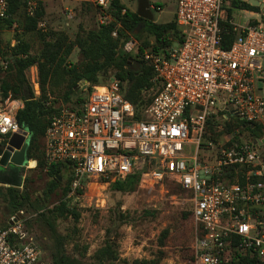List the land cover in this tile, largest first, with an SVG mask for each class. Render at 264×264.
Here are the masks:
<instances>
[{
	"label": "built area",
	"instance_id": "obj_1",
	"mask_svg": "<svg viewBox=\"0 0 264 264\" xmlns=\"http://www.w3.org/2000/svg\"><path fill=\"white\" fill-rule=\"evenodd\" d=\"M90 1L99 9V23L111 19L106 13L111 0ZM231 1L176 0L174 21L181 42L144 51L158 85L138 116L114 74L106 83L81 80V100L75 109L61 107L44 136L45 170L65 163L71 194L91 177L122 180L152 160L144 181L171 179L190 193L194 264H220L228 255L264 262V185L258 180L264 175V17L241 25L230 19L236 36L224 48L222 22ZM7 5L8 0H0V18ZM37 6L36 0H25L27 15ZM74 15L73 9L65 12L67 20ZM121 47L131 53L137 41L128 37ZM21 107L18 98L0 97L4 149L14 134L23 137L22 143L30 136L16 120ZM214 117L217 130L225 122L236 121L243 128L256 123L263 135L237 139L239 129H232L208 140V122ZM34 161L31 168L37 166ZM26 219L18 210L0 228V264H41V250L25 227Z\"/></svg>",
	"mask_w": 264,
	"mask_h": 264
},
{
	"label": "trees",
	"instance_id": "obj_2",
	"mask_svg": "<svg viewBox=\"0 0 264 264\" xmlns=\"http://www.w3.org/2000/svg\"><path fill=\"white\" fill-rule=\"evenodd\" d=\"M36 1L37 9L32 16H29L25 12V0H8L6 16L0 18V29L2 27L11 28L14 24L21 29L19 33H15L13 45H10V41L4 43L0 38V62L7 61L5 67L0 65V97L4 99L10 95L22 101V107L16 112V120L19 126L27 129L30 134L28 159H36L37 167L43 170L46 168L44 159L45 132L50 118L60 109V106L55 105L56 99L48 101L47 92L55 97H60L70 109H75V104L81 100L80 97L75 96L78 81L85 80L90 84H98L105 82L114 74L119 80L120 91L133 104L138 116L150 103L152 95H147L146 92L154 86L153 67L142 58L143 50L149 43H142L138 47L137 53L132 55L121 49L123 42L129 35L138 37L134 31L140 26L142 30L155 37V43L151 45L152 51L170 47L174 41L169 39V35L174 36L176 43L179 44L181 35L174 18L173 21L166 23H156L138 16L136 11L126 9L120 0H111L106 10L111 19L92 28H81L70 40L62 31L47 30L45 32L38 27V23L44 15V0ZM160 6L158 3L153 4L154 8ZM231 8L257 10L256 6L240 0H232ZM231 8L227 9L226 20L222 22L224 37L222 46L224 48H227L236 36L229 22ZM123 9L124 12H122ZM115 28L117 35L112 36V31ZM27 35H34L39 39L40 48L37 51H32L33 45L30 39L26 38ZM75 47L78 48V60L75 63H67V58ZM31 66H36L38 70L40 87L38 96L34 95L26 74ZM216 124H218L216 117L208 122V131L210 128L212 135L224 134L232 129H239L237 139H240V136L245 132L248 139L260 138L263 135L262 126L256 123L243 128L242 123L225 122L222 130H217ZM152 167V160H148L143 167L135 168L126 178L111 180L110 187L120 192H133L147 178L146 174ZM47 168L44 172L51 177L47 193H51L58 186L59 177L64 173L66 164L58 163ZM66 172L68 174L66 183L61 188L62 199L58 205L47 211L46 222L50 225V219L58 218L64 213L71 215L75 221L79 217L65 198L71 188V177L69 172ZM258 180L264 185V175ZM26 188L27 184L23 189L13 186L0 187V194L5 199L8 212L14 213L22 210V207L34 205ZM180 190L182 189L180 188ZM77 193H82V189H78ZM35 203L39 204L37 200ZM40 216L44 217L45 214L42 213ZM27 220L28 218L25 221V227L28 229ZM53 234L54 244L50 251L52 264H85L82 259L67 251L66 236L69 237L68 234ZM165 236L166 231H163V238ZM159 244L163 245L162 239ZM92 264H157V262L135 259L129 263L127 260L121 259L117 241L107 233L104 245L97 249L93 255ZM220 264H264V262L255 256L228 255Z\"/></svg>",
	"mask_w": 264,
	"mask_h": 264
},
{
	"label": "rangeland",
	"instance_id": "obj_3",
	"mask_svg": "<svg viewBox=\"0 0 264 264\" xmlns=\"http://www.w3.org/2000/svg\"><path fill=\"white\" fill-rule=\"evenodd\" d=\"M240 1L256 6L257 10L231 8L230 3L225 10V16H227V9L231 8V20L235 24L241 25L247 20L264 17V0ZM120 2L128 10L136 11L137 9L138 0H120ZM149 3L154 22L173 21L176 0H149ZM154 3L161 5L160 10H154ZM43 8L44 15L38 27L45 32L47 30L62 31L70 40L81 28L88 29L99 24V9L90 0H44ZM68 9H73L75 13L70 20L65 17ZM20 31L21 29L16 24L11 28L2 27L0 38L4 43L10 41V45H13L15 33ZM134 32L138 34V37L133 35L129 37L137 41V47L130 54L134 55L142 43L148 42L149 44L142 53V58L146 60L144 51L152 52L151 45L155 43V37L142 30L141 26ZM168 37L174 41L168 48L176 47L178 45L176 38L172 35ZM26 38L32 42V51L40 48V41L37 37L27 35ZM77 60L78 48L75 47L68 56L67 63H75ZM26 74L34 92L32 75L37 81V67L31 66ZM109 80L110 77L103 83ZM80 81L77 82L78 86L75 90L77 97L83 96L85 92L79 85ZM153 82L154 86L146 92L147 95H152L158 85L156 81ZM34 95L38 96L35 92ZM47 97L48 101L56 99L55 105L60 108L67 106L60 97L50 95L49 92H47ZM211 134L209 128L206 134L208 140L218 139L222 135L211 137ZM243 136L248 138L246 132ZM34 166V159H29L28 167L20 169L18 175L21 176L22 181L17 188L23 189L27 184L26 190L34 204L22 207V210L28 218V230L41 250V264H52L50 251L54 244L53 233L68 234L69 237L66 236L67 251L82 259L85 264H92L93 255L104 245L107 233L117 241L119 257L129 263L137 259L156 261L157 264H194L190 193L180 190L175 181L171 179L156 182L142 181L135 191L125 193L113 190L110 187L111 180L91 177L83 183L82 193H68L65 197L68 204L78 213V220L75 221L71 215L64 213L58 218L50 219V225L46 222L47 211L58 205L62 199L61 188L65 185L68 174L64 171L55 190L47 193L51 177L44 172L47 169L41 170L37 166L31 168ZM9 175L6 169L2 176ZM8 186L12 185L0 180V187ZM35 200L39 202L38 205ZM42 213L45 214L44 217L40 216ZM11 214L7 211L5 199L0 194V228L6 226ZM163 231H166L164 238ZM161 239L163 240L162 246L159 244Z\"/></svg>",
	"mask_w": 264,
	"mask_h": 264
},
{
	"label": "water",
	"instance_id": "obj_4",
	"mask_svg": "<svg viewBox=\"0 0 264 264\" xmlns=\"http://www.w3.org/2000/svg\"><path fill=\"white\" fill-rule=\"evenodd\" d=\"M136 12L138 16L147 19L149 21L153 20V14L151 11V6L149 0H138ZM27 131H23L26 134ZM23 137L14 134L9 141V146L3 149L0 146V166L7 167L11 170L13 176H1L0 180L3 183H8L13 187L21 185V176H19V171L23 165L27 163L28 155L27 150L29 147L30 136L22 143ZM264 143V138L262 139ZM60 178V177H59Z\"/></svg>",
	"mask_w": 264,
	"mask_h": 264
},
{
	"label": "flooded vegetation",
	"instance_id": "obj_5",
	"mask_svg": "<svg viewBox=\"0 0 264 264\" xmlns=\"http://www.w3.org/2000/svg\"><path fill=\"white\" fill-rule=\"evenodd\" d=\"M0 146L4 149V147H3L2 144H0ZM6 169H8V172L10 173L9 176H13L12 173H11V170L8 168V166H7V167H2V166H0V177L4 174V171H5Z\"/></svg>",
	"mask_w": 264,
	"mask_h": 264
}]
</instances>
